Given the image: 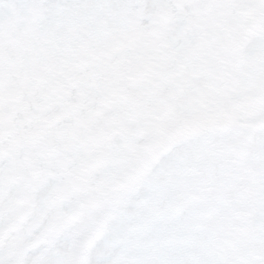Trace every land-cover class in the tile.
I'll return each mask as SVG.
<instances>
[{"label": "snow or ice", "instance_id": "snow-or-ice-1", "mask_svg": "<svg viewBox=\"0 0 264 264\" xmlns=\"http://www.w3.org/2000/svg\"><path fill=\"white\" fill-rule=\"evenodd\" d=\"M0 264H264V0H0Z\"/></svg>", "mask_w": 264, "mask_h": 264}]
</instances>
